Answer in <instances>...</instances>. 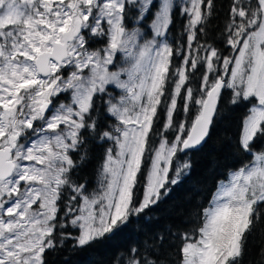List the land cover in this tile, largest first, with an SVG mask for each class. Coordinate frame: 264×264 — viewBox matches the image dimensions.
<instances>
[{
    "label": "snow or ice",
    "instance_id": "snow-or-ice-1",
    "mask_svg": "<svg viewBox=\"0 0 264 264\" xmlns=\"http://www.w3.org/2000/svg\"><path fill=\"white\" fill-rule=\"evenodd\" d=\"M216 14L214 0H0V264H46L57 241L83 249L132 223L143 238L113 264H243L264 220V0H229L223 49ZM241 106L229 163L211 161L223 178L190 210L199 226L150 230ZM97 158L89 191L72 176Z\"/></svg>",
    "mask_w": 264,
    "mask_h": 264
},
{
    "label": "trees",
    "instance_id": "trees-1",
    "mask_svg": "<svg viewBox=\"0 0 264 264\" xmlns=\"http://www.w3.org/2000/svg\"><path fill=\"white\" fill-rule=\"evenodd\" d=\"M214 3L217 5V14L210 20L211 30L208 42L223 49V45L215 37L223 28L229 0H214ZM182 24L183 21L178 20L177 28ZM96 46L98 47L99 44ZM225 54H227L226 51ZM175 63H178V61ZM196 75L199 77V72ZM191 86L196 89L199 86L198 79L192 80ZM244 111L243 106L234 112L229 111L224 119L215 123L208 148L204 152L191 153L192 168L190 174L188 176L182 175L180 183L173 187L172 192L164 199L163 203L148 210L150 215L158 218L152 221L150 230H157L165 225H171L176 230L189 231L199 226L198 222L190 216V210L207 207L216 187L217 176L223 178L222 172H218L211 161L215 160L220 169L229 163L224 159L227 155L224 146L227 144L228 139L235 134L238 120ZM177 156L181 160L184 159L180 153H177ZM73 158L75 159V156ZM97 164L98 158L89 161L79 170L78 174H73L72 179L77 183H83L86 180V187L89 191L96 189ZM173 166H175V160ZM197 200L200 201L199 204ZM63 210V206H61V213ZM67 219L65 217V222H67ZM140 227H144L143 222H141ZM136 228L137 225L132 223L112 239L98 241L83 249L73 248L71 239L65 240L63 247H60L57 241L56 249L45 253L46 264H113L119 251L126 250L129 245L143 238L140 233L135 231ZM64 231L73 235L76 234L71 226ZM246 247L248 251L243 259V264H249V261L255 262L259 249L264 247V220L256 224L251 236H249Z\"/></svg>",
    "mask_w": 264,
    "mask_h": 264
},
{
    "label": "rangeland",
    "instance_id": "rangeland-1",
    "mask_svg": "<svg viewBox=\"0 0 264 264\" xmlns=\"http://www.w3.org/2000/svg\"><path fill=\"white\" fill-rule=\"evenodd\" d=\"M111 70V69H110ZM59 100H62L64 102L68 101V96L67 95H61L60 97H58ZM55 102V101H54ZM183 175V173H181V176ZM95 187L97 188V177L95 179Z\"/></svg>",
    "mask_w": 264,
    "mask_h": 264
}]
</instances>
